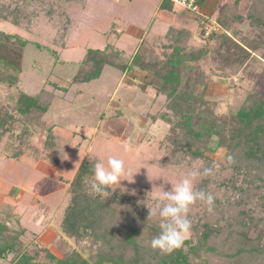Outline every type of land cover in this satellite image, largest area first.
I'll return each instance as SVG.
<instances>
[{
	"label": "trees",
	"instance_id": "1",
	"mask_svg": "<svg viewBox=\"0 0 264 264\" xmlns=\"http://www.w3.org/2000/svg\"><path fill=\"white\" fill-rule=\"evenodd\" d=\"M241 2L234 0L205 11L206 0H196L199 14H191L196 21L198 17L204 21L198 22L197 28L204 45L190 46L193 34L187 27L169 28L161 56L145 42L138 44L129 63H123L116 52L108 55L106 49H88L73 78L75 84L89 83L100 77L107 64L122 71L136 68L158 82L156 96L165 99L158 118L169 125L164 143L171 148L172 158L194 161L205 159V152L227 151L220 170H229L231 175L219 183L211 177L202 179L198 189L209 191V185L217 183L222 194L218 197L213 193V212L204 205L203 212L192 221L184 245L172 253L152 249L150 241L160 232L158 221L148 219L147 211L117 190L109 189L108 197L92 192V166L98 160L87 156L70 182V199L57 227L60 238L71 247L70 253L60 258L37 241L31 247L18 220L17 229L9 226L15 213L6 211L7 206L0 209V260L8 259V264H264V93H247L234 112L222 115L215 113L207 99L211 76L242 82L240 74L251 68L249 63L259 60L264 66V37L259 41L246 37L237 40L235 32L231 33L241 23L264 30V0H246L245 11ZM167 3L161 0L159 9L165 10ZM43 13L51 18L56 12L47 8ZM38 17V12H29L24 5L0 4V20L12 26L27 25L29 30ZM212 22L220 30L206 35L205 27ZM28 43L0 30L1 85H18ZM206 56L213 62L210 77L198 72L196 65ZM53 98L41 89L32 95L20 91L12 106L0 103V142L6 134H15L18 143L11 158L17 160L23 155L26 136L41 131L46 133L45 147L54 146L53 126L43 120ZM58 161L51 158L54 165Z\"/></svg>",
	"mask_w": 264,
	"mask_h": 264
},
{
	"label": "rangeland",
	"instance_id": "2",
	"mask_svg": "<svg viewBox=\"0 0 264 264\" xmlns=\"http://www.w3.org/2000/svg\"><path fill=\"white\" fill-rule=\"evenodd\" d=\"M160 1L0 0V4L14 7L18 3L29 12L39 13L29 30L27 25L18 28L0 20V30L29 41L24 49L19 83L11 88L0 84V103L12 106L20 91L32 95L44 89L54 97L43 117L47 125L53 126L52 148L45 147L46 133L41 131L33 137L26 136L23 155L16 160L10 157L18 144L16 135L6 134L0 142V209L8 206L11 210L8 207L5 210L15 213L9 226L17 229L18 220L27 231L25 242L30 241L31 247L37 241L60 258L70 253L71 247L60 238L57 227L70 199V182L87 156L105 162L110 156L123 159L126 169L134 174V182L123 181L119 188L112 189L148 213L153 206L149 193L154 187L163 185L170 189L185 172L201 162L205 166L214 161L224 162L227 156L224 149L205 152V159L194 161L171 157V148L164 143L169 125L158 118L165 99L156 96L158 82L152 76L136 68L122 71L107 64L98 79L73 83L88 49H106L108 55L116 52L123 63H129L138 44L145 42L161 56L168 29H178L180 25L192 32L189 42L192 48L204 45L205 39L197 31L201 18L196 21L191 13L180 14V9L169 2L162 14L158 12ZM233 1L220 0V4ZM241 3L245 11L246 0ZM47 8L55 10L53 17L44 15ZM233 30L231 33L235 32L237 40L246 37L259 41L264 37L263 29L246 23L236 25ZM30 42L44 48L37 49ZM258 61L249 63L251 68L240 74L242 82L211 76L213 62L209 56L196 64L198 72L212 77L207 99L216 114L234 112L249 92L264 93V66ZM195 74L196 71L192 73ZM51 158L59 159L58 164H52ZM51 168L55 169L53 174L48 171ZM230 175L231 171H221L219 167L211 180L219 183ZM217 183L210 184L208 189L220 197L222 191ZM203 210L202 203L194 205L189 213L191 222ZM0 264H8V259L0 260Z\"/></svg>",
	"mask_w": 264,
	"mask_h": 264
},
{
	"label": "clouds",
	"instance_id": "3",
	"mask_svg": "<svg viewBox=\"0 0 264 264\" xmlns=\"http://www.w3.org/2000/svg\"><path fill=\"white\" fill-rule=\"evenodd\" d=\"M219 167L220 164L215 161L211 166L201 162L185 172L170 189L166 190L163 185L153 188L149 193L153 206L148 208V219L158 221L160 232L150 241L152 249L172 253L184 245L192 228L189 213L198 202L205 205L208 212L214 211L216 197L210 191L198 189L196 185L200 180L214 175ZM92 172L90 190L101 197H108L109 189L119 188L123 181L134 182V174L126 169L125 161L114 156L108 157L106 162L98 160L92 166Z\"/></svg>",
	"mask_w": 264,
	"mask_h": 264
},
{
	"label": "built area",
	"instance_id": "4",
	"mask_svg": "<svg viewBox=\"0 0 264 264\" xmlns=\"http://www.w3.org/2000/svg\"><path fill=\"white\" fill-rule=\"evenodd\" d=\"M168 2H170L171 4L175 5L176 7H178L180 10H183L185 12L188 13H195V14H199V6L196 4V0H166ZM204 23V21H202V24ZM205 34H209L211 32H218L219 31V27L212 22V24L207 25L205 27Z\"/></svg>",
	"mask_w": 264,
	"mask_h": 264
},
{
	"label": "crops",
	"instance_id": "5",
	"mask_svg": "<svg viewBox=\"0 0 264 264\" xmlns=\"http://www.w3.org/2000/svg\"><path fill=\"white\" fill-rule=\"evenodd\" d=\"M226 4H228V3H226ZM225 5V4H224ZM221 6V4H220V0H206V8H204V10L205 11H208V10H211V9H213L214 7H220ZM158 12H164V11H162L161 9H159V11ZM165 13V12H164ZM163 14V13H162ZM181 22H182V20H181ZM184 23V22H183ZM181 26V28H182V26L183 25H180ZM184 27H186V26H184ZM183 27V28H184ZM49 170H51L50 172H51V174H53L54 173V170L51 168V169H48V171Z\"/></svg>",
	"mask_w": 264,
	"mask_h": 264
}]
</instances>
